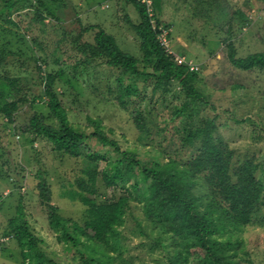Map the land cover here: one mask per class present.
<instances>
[{
	"label": "rangeland",
	"instance_id": "374dc122",
	"mask_svg": "<svg viewBox=\"0 0 264 264\" xmlns=\"http://www.w3.org/2000/svg\"><path fill=\"white\" fill-rule=\"evenodd\" d=\"M59 2L60 7L54 9L58 20L47 13L55 5L52 0H17L11 12L0 14V74L19 78L21 95L27 101L20 106L14 124L0 116V264H21L17 245L7 230L19 199L44 253L60 264L80 262L76 250L59 243L48 227L36 173H45L51 204L58 213L82 224L86 210L76 201L75 180L87 164L53 152L48 142L33 134L21 133L32 112L54 124L48 117L40 77H55L54 89L75 128L88 132V118L98 119L122 151L137 154L143 161L188 159L194 151L181 145L183 125L195 127L214 119V136L234 151V165L246 159L264 164V72L232 67L226 48L231 43L239 58L264 53V0H162L153 20L158 22V39L176 63L181 61L197 74L195 87L207 104L186 105L178 89L169 94L153 92L150 82L140 88V98L130 99L127 110L120 109L115 100L116 72L104 67L100 59L81 54L74 41L82 28L99 25L122 52L141 60L139 41L124 20L128 16L137 24L136 11L124 0H56ZM2 7L0 0V11ZM90 37L86 34L82 41L89 42ZM180 108L182 114L174 118ZM138 110L146 118L147 136L140 135L132 123ZM103 153L112 161L118 158L108 148ZM104 168L101 163L99 169ZM97 185L101 200L122 194L120 189L102 188L101 182ZM193 194L199 211L204 212L211 201L207 188L199 181ZM255 221L215 238L221 243L222 254L235 264H264V209ZM118 231V249L108 253L112 260L95 256L102 264H167L172 255L170 236L145 221L140 204L130 203Z\"/></svg>",
	"mask_w": 264,
	"mask_h": 264
},
{
	"label": "trees",
	"instance_id": "16d2710c",
	"mask_svg": "<svg viewBox=\"0 0 264 264\" xmlns=\"http://www.w3.org/2000/svg\"><path fill=\"white\" fill-rule=\"evenodd\" d=\"M2 1L0 14L11 12L17 4V0ZM149 1L148 7L141 0H124L138 15L137 24L128 16L124 20L139 41L141 60L122 52L115 39L99 25L82 28L74 43L81 54L100 59L104 67L116 72L115 100L122 110H127L131 98H140V88L150 82L153 92L160 90L169 94L176 88L186 105H206L205 96L195 87L197 74L176 63L158 39V22L153 20L160 12L162 0ZM52 3L55 5L48 8L47 13L58 20L54 9L61 3L56 0ZM37 20L42 22V16L38 15ZM86 34L91 36L89 42L82 41ZM226 48L232 67L244 72H264V53L239 58L231 43ZM40 83L48 117L54 124L46 123L43 116L32 112L21 126V133L33 134L48 142L53 152L69 159H82L87 164L86 170L75 180L76 201L86 210L82 224L58 213L51 204L45 173H36V189L47 210L48 227L59 243L76 250L79 264H102L95 258L97 255L112 260L108 253L118 249V229L125 222L130 203L140 204L145 221L170 236L173 252L167 264H235L222 254L221 243L215 238L256 223L255 217L264 209V164L246 159L234 165V151L214 136L217 129L214 119L204 120L195 127L183 125L181 145L194 151L188 159L176 161L170 157L166 161H143L137 154L122 151L98 119L88 118V132L75 128L54 89L55 77H40ZM21 92L19 78L0 74V116L8 124L15 123L20 106L27 102ZM181 110L174 112L173 117L180 116ZM132 123L140 135L149 134L141 111L132 117ZM106 148L118 158L112 161L103 153ZM101 163L105 164L103 170L99 169ZM199 181L211 197L204 212L199 211L198 199L193 194ZM98 182L102 188L120 189L122 194L116 199L101 200ZM7 230L17 245L21 264H60L44 253L31 232L22 199L7 223Z\"/></svg>",
	"mask_w": 264,
	"mask_h": 264
},
{
	"label": "built area",
	"instance_id": "2783aa9c",
	"mask_svg": "<svg viewBox=\"0 0 264 264\" xmlns=\"http://www.w3.org/2000/svg\"><path fill=\"white\" fill-rule=\"evenodd\" d=\"M142 2L146 3L147 6H150V1L149 0H141ZM160 41V40H159ZM161 45H163V43L160 41ZM164 46V45H163ZM178 64H181V61H177ZM190 71L194 72L192 68H189Z\"/></svg>",
	"mask_w": 264,
	"mask_h": 264
}]
</instances>
